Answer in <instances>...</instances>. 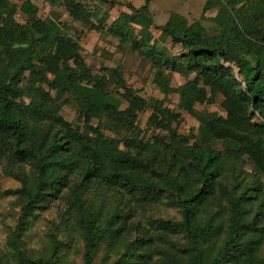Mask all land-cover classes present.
<instances>
[{
  "label": "trees",
  "instance_id": "1",
  "mask_svg": "<svg viewBox=\"0 0 264 264\" xmlns=\"http://www.w3.org/2000/svg\"><path fill=\"white\" fill-rule=\"evenodd\" d=\"M59 1L75 20L96 27L91 20L96 12L78 0ZM151 1L145 0L141 7L129 4L132 13H123L110 29L121 43L152 62L154 80L165 94L180 95L181 106L200 120V136L190 143L179 134L173 126L177 113L156 99L157 112L150 124L166 129L168 136L148 143L140 139L139 144L125 139L126 145L134 147L125 150L120 139L106 135L103 128L133 131L146 103L127 86L122 69L106 67L104 74L94 75L80 53L79 42L64 24L40 18L30 0L20 7L28 21L20 23L15 17L16 4L0 0L4 61L0 159L26 162L34 176L32 185L23 189L25 211L21 230L9 240L12 252H20L21 234L35 212L60 200L69 189L76 199V226L85 244L86 264H93L101 245L118 243L136 202L165 195L182 208V220L166 224L183 230L190 244L187 258H176L173 264H264V0H215L220 6L214 17L215 34L201 21L189 23L183 15L172 14L161 29L187 51L179 57L156 41L152 43ZM213 5L208 1L205 9ZM130 22L141 25L139 34ZM224 47L233 57L229 65L222 61ZM168 70L195 76L175 87ZM25 93L32 96L29 102L23 99ZM64 95L75 103L83 128L61 114ZM220 95L225 115L195 108ZM219 143L225 151L218 148ZM144 149L152 161L151 174L142 169ZM245 157L253 162L257 174L241 189L234 186L224 195L227 220L199 222L197 213L217 203L221 178L239 168ZM154 165H162L161 170ZM6 172L21 179L11 169ZM107 198L112 199L110 204ZM151 260L150 241L139 231L126 241L114 264H151ZM25 263L62 264L50 258H31Z\"/></svg>",
  "mask_w": 264,
  "mask_h": 264
},
{
  "label": "rangeland",
  "instance_id": "2",
  "mask_svg": "<svg viewBox=\"0 0 264 264\" xmlns=\"http://www.w3.org/2000/svg\"><path fill=\"white\" fill-rule=\"evenodd\" d=\"M24 1L12 0L18 8L15 17L20 23L28 21V16L20 10ZM30 1L38 7L40 18L66 26L67 33L79 42L80 53L94 75L104 74L106 67H120L127 86L145 101L146 105L140 110L136 128L133 131H111L106 127L103 128L106 135L120 139L122 148L125 150L134 148L126 145L125 139L136 140L139 144L140 139L148 143L156 138L165 139L168 136L166 129L150 124L151 116L157 112L154 105L156 99L162 100V107H168L177 113L178 117L173 122V126L179 134L186 136L190 143L200 136V120L181 106L180 95L178 93L165 94L154 80L155 68L152 62L140 55L130 45L121 43L110 29L114 20L122 16L123 13H132L128 7L129 4L141 7L145 4V0H117V2L111 0L107 3L101 0H78L90 12H96V15L91 17L95 28L75 20L63 2L59 0ZM208 1L214 5L205 9ZM219 10L220 6L216 4L215 0H152L149 15L153 19V24L150 26L152 43L156 41L158 46L166 48L173 56L179 57L187 51L181 43H174L170 37L164 34L161 26L166 24L172 14L178 13L183 15L189 23L201 21L210 34H215L218 31V26L214 17ZM107 14L109 16L105 19ZM129 25L135 34H139L141 25L135 22H130ZM232 60V55L224 47L223 63L229 65ZM3 62V57L0 54V71L4 68ZM167 72H170L171 84L175 87L195 76L190 74L187 77L171 70ZM235 73L238 76V68H235ZM27 75L28 73L26 77ZM45 88L55 95V90L50 89L48 85H45ZM31 98L32 96L28 93L23 95V99L27 102ZM67 98L68 96L64 95L61 99L64 100L61 114L74 125L83 128L84 124L75 103ZM223 103L224 99L220 95L214 101L197 103L195 108L200 112H216L219 115H225ZM125 105L124 102L123 107ZM258 121L256 119L254 122ZM94 124H97V120L94 121ZM218 148L224 150V145L219 143ZM141 149L142 146H139L138 151ZM146 152L144 149L146 165L142 169L146 174H151L152 161L149 155L145 154ZM161 167L162 165L153 166L155 170H161ZM7 169L18 174L21 179L7 174ZM32 170L26 162L0 159V264H27L25 260L31 258L61 260L62 264H86L85 244L76 226V216L78 215L76 199L69 189L65 191L60 200L49 203L46 208L38 210L30 218L28 228L21 234L19 240L20 252L10 250V238L18 235L21 230L20 218L25 211L22 194L24 187L30 186L34 182ZM256 174L253 162L246 157L241 161L239 168L225 173L220 180L217 203H213L197 213L199 222H206L210 219L215 222L226 221L228 212L224 195L230 193L234 186L241 189ZM261 176L264 180V175ZM110 201L112 199L107 198V204H110ZM129 220L128 228L118 243L113 246L103 244L99 247L93 256V264H114L126 241L138 235L139 231L144 233L150 241L151 264H173L176 258H187L190 247L188 237L177 226L172 227L166 224L169 220H182V208L173 203L170 195L143 203L136 202V207H133ZM223 237L224 232L222 231L221 238ZM262 254H264V244Z\"/></svg>",
  "mask_w": 264,
  "mask_h": 264
}]
</instances>
